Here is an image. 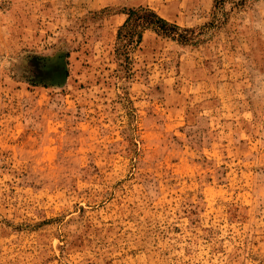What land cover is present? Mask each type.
I'll use <instances>...</instances> for the list:
<instances>
[{"label":"rangeland","instance_id":"obj_1","mask_svg":"<svg viewBox=\"0 0 264 264\" xmlns=\"http://www.w3.org/2000/svg\"><path fill=\"white\" fill-rule=\"evenodd\" d=\"M0 264H264V0H0Z\"/></svg>","mask_w":264,"mask_h":264},{"label":"trees","instance_id":"obj_2","mask_svg":"<svg viewBox=\"0 0 264 264\" xmlns=\"http://www.w3.org/2000/svg\"><path fill=\"white\" fill-rule=\"evenodd\" d=\"M140 28H151L162 35L171 37H174L177 34L176 30L179 29L178 26L160 18L148 8L139 7L128 10V17L120 27L117 38L123 41L125 47L139 38ZM178 39L187 41L182 34H178Z\"/></svg>","mask_w":264,"mask_h":264}]
</instances>
